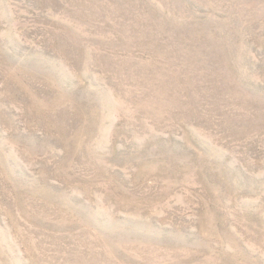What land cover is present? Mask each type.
Segmentation results:
<instances>
[{
  "label": "rangeland",
  "instance_id": "374dc122",
  "mask_svg": "<svg viewBox=\"0 0 264 264\" xmlns=\"http://www.w3.org/2000/svg\"><path fill=\"white\" fill-rule=\"evenodd\" d=\"M0 264H264V0H0Z\"/></svg>",
  "mask_w": 264,
  "mask_h": 264
}]
</instances>
